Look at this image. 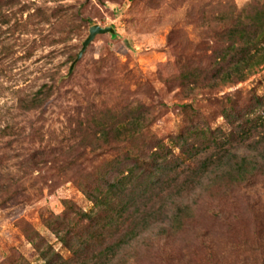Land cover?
Returning <instances> with one entry per match:
<instances>
[{
	"label": "rangeland",
	"instance_id": "rangeland-1",
	"mask_svg": "<svg viewBox=\"0 0 264 264\" xmlns=\"http://www.w3.org/2000/svg\"><path fill=\"white\" fill-rule=\"evenodd\" d=\"M231 4L264 0H0V264H43L42 250L55 264L103 260L95 254L124 227L75 255L53 230L69 223L78 239L92 230L70 210L92 206L73 184L85 177L70 171V155L96 145L86 166L119 154L129 164L121 145L96 140L94 119L117 125L139 112L151 121L143 149L196 129L204 136L191 144L221 142L255 169L237 183L212 175L183 199L193 214L183 229L147 233L106 264H264V128L249 122L264 112V66L238 84L205 86L221 67ZM94 24L115 34H96L76 60ZM42 85L52 90L45 105L23 108Z\"/></svg>",
	"mask_w": 264,
	"mask_h": 264
},
{
	"label": "trees",
	"instance_id": "trees-1",
	"mask_svg": "<svg viewBox=\"0 0 264 264\" xmlns=\"http://www.w3.org/2000/svg\"><path fill=\"white\" fill-rule=\"evenodd\" d=\"M221 17L219 15L217 18ZM224 19L225 29L221 38L225 39V46L217 63L221 61V67L215 70L214 75L205 76V86L211 91L243 82L257 68L264 66V5L253 7L249 4L236 11L231 4ZM183 77L185 81L189 78L192 86L196 85L195 75ZM51 93L50 85H42L28 100L22 101V107L26 110L39 109L45 105ZM250 121L264 128V112ZM150 123V119L141 112L117 125L94 119L96 140L114 150L121 147L120 153L125 154L129 164L121 162L124 159H119V154L108 160L103 159L102 163L94 166H86L85 162L92 161L98 153L96 145L89 150L82 147L70 155V171L76 174L75 170L78 169L85 177L73 184L92 203L88 210L72 206L70 210L79 219L78 223L85 221L88 229L92 230L86 237L78 239L74 226L65 223L61 228H53L59 241L75 255L92 243L106 239L111 231L119 227L125 229L114 243L104 246L95 254V257H102L103 260L71 264H106L119 250L144 240L147 233L152 235L148 239H152L183 229L193 218L190 204L183 199L212 175H228L234 183L243 182L253 175L255 168H247L252 162L245 156L236 160L233 154L223 150L221 142H213L212 146L191 144L192 136H204L203 131L196 129H184L166 142L158 140L151 148L143 149L139 139ZM245 139L246 135L242 141ZM225 158L228 168L223 169ZM94 175L96 180L91 182L90 177ZM158 200L161 203L155 207L154 202ZM48 224L54 226L53 222L49 221ZM41 255L43 264H55L53 254L50 256L46 250H42ZM135 263V260L130 262Z\"/></svg>",
	"mask_w": 264,
	"mask_h": 264
},
{
	"label": "water",
	"instance_id": "water-1",
	"mask_svg": "<svg viewBox=\"0 0 264 264\" xmlns=\"http://www.w3.org/2000/svg\"><path fill=\"white\" fill-rule=\"evenodd\" d=\"M102 33H109L111 35H114L115 34V30L114 28H112L111 26H108V27H102L98 24H94V25H91L88 29V35L87 37L85 38V40L83 41L82 43V48L81 50L79 51L78 55H77V59H79L82 55V53L84 52L85 48L87 47V45L92 41V39L94 38V36L96 34H102ZM75 60V61H76ZM71 67H73V63L71 65Z\"/></svg>",
	"mask_w": 264,
	"mask_h": 264
}]
</instances>
